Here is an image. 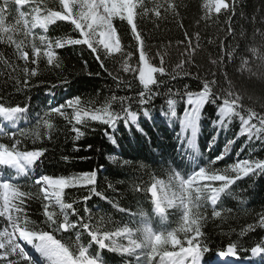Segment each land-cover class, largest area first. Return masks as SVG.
Wrapping results in <instances>:
<instances>
[{
	"label": "trees",
	"instance_id": "16d2710c",
	"mask_svg": "<svg viewBox=\"0 0 264 264\" xmlns=\"http://www.w3.org/2000/svg\"><path fill=\"white\" fill-rule=\"evenodd\" d=\"M49 2L58 7V0ZM144 2L148 8L153 6V0ZM173 2L177 5L175 14L171 11L163 13L162 10L159 19L152 14L137 17L138 28L145 39L150 62L159 67L163 57V66L166 68L163 76L155 74L158 85L151 86L155 95L149 105L140 106L137 103L139 93L143 91L138 72H124L122 69L128 52L133 54L129 60L130 65L137 68L139 52L130 26L118 17L114 19V26L125 55L116 53L104 58L108 71L100 67V63L86 46L66 45L56 50L62 66L53 69L47 65L46 60H41L38 75L30 80V84L35 86L25 88L23 73L19 68L13 71L0 61V102L10 106H29L27 118L21 120L16 128H11L0 118V126L9 132H16L17 129L35 130L46 110L74 96L81 97L82 103L87 102L85 106L88 108H100L109 102L112 96L131 98V108L139 112L138 124L143 131L138 130L136 125L126 127L123 121L114 130L93 121H88L86 126L75 125L74 121L69 123L64 117L53 113L49 118L53 129L44 128L41 122L39 139L31 134L21 138V147L24 150L46 149L29 176L17 177L16 182L25 191L36 194L39 186L34 184V179L42 175L67 177L93 171L97 173L95 187L105 198L92 195L91 199L85 202L83 198L90 195V185L65 191L66 201H75L74 207L84 222L92 227H100L101 232L115 231L124 226L135 230L141 228L143 222L150 223L154 230H172L178 227L182 215L179 203L175 208L168 209L165 219L162 220L154 211L150 193L136 191V186L149 187L154 178L167 182L172 169L188 176L200 167L223 169L244 159L264 161V140L255 136L249 139L247 134H241L242 125L238 117H233L231 123L225 122L226 127L219 123L217 105L222 104V100L217 101V104L209 103L202 110L195 138L196 149L188 143L191 130H183L181 123L186 108L191 107L186 103L185 86L188 90L200 91L205 80L216 82L212 89L221 97L227 95L229 88L235 95H239L242 108L238 110L242 115L247 117L249 109L264 115V60L258 59V56L250 51L252 47L259 48L264 41V37L260 35L264 32V0H236L234 14H225L222 10L219 15L209 13L207 18H202L205 16L203 5L206 0ZM229 27L232 29L231 33L228 31ZM34 31L46 35L52 41L79 36L73 26L65 21L50 25L47 33L39 28ZM185 33L192 38L193 47L199 45L190 62L188 51L185 49ZM196 34H199V41L195 38ZM16 38L22 37L17 34ZM181 41L184 43H179ZM36 43L39 44V41ZM27 50L31 52L30 47ZM0 53H3L4 59L14 64L24 65L15 54L14 47L0 43ZM259 54H264V49H261ZM212 60H217V63L213 64ZM245 60L247 64L244 63ZM181 61H185L183 69L190 75H177L181 70L177 69L176 65ZM28 67L36 68L37 65L29 64ZM109 71L112 75H109ZM17 75L21 80L19 85L15 79ZM113 76L118 79L114 80ZM63 77L71 81L70 85L59 86ZM53 83L58 86L51 88ZM169 98L176 101V117H171L169 113ZM111 106L113 110L120 111L119 100L111 102ZM143 108L149 110V117L143 116ZM66 111L71 116V109ZM252 122L259 126L257 120ZM74 125L84 133L79 139L72 131ZM109 137L115 139V144ZM230 141L232 143L229 145ZM0 142L11 143L7 137H0ZM226 147L229 150L224 154V159L214 165L210 164V161L224 153ZM125 160L129 163L124 164ZM4 172L9 179L15 175L11 169H4ZM213 186H219V182H215ZM170 191L178 196L179 186L172 183ZM193 196L195 197V193ZM27 203L30 218L40 224L44 219L41 215V201L34 197ZM114 203L128 211L120 212L113 206ZM197 203L205 217L202 221V231L205 234L203 240L211 249L204 255L206 261H219V264H223L217 253L226 250L227 245L232 242H237L241 248H251L264 240L262 228H257L245 236L240 235L242 228L255 224L259 214L264 213V174L237 180L221 195L215 206L204 197L199 198ZM214 207L222 212L221 217L212 216ZM85 208L88 211H85ZM69 218L76 221L79 217L70 215ZM55 235L62 242L68 243L74 252H78L81 245L89 247L92 254L99 251L107 264H136V255L127 256L107 249L99 250L98 245L90 244L91 238L79 227L68 233L57 232ZM115 239L118 244L127 246V239ZM240 256L241 262L225 264H264V259L260 257L251 258L250 252L240 251Z\"/></svg>",
	"mask_w": 264,
	"mask_h": 264
},
{
	"label": "snow or ice",
	"instance_id": "6c2138e0",
	"mask_svg": "<svg viewBox=\"0 0 264 264\" xmlns=\"http://www.w3.org/2000/svg\"><path fill=\"white\" fill-rule=\"evenodd\" d=\"M235 3L236 0H206L203 5L205 16L202 18H207L208 14L213 12L219 15L222 10L225 14L229 12L234 14ZM176 9L177 5L173 0H159V2L153 0L151 8L147 7L144 0H58V7L52 6L49 0H0V43L14 47L15 54L24 62V65L18 66L4 59L3 53H0V61L13 71L19 68V71L23 73L25 88L35 86V84H30V80L38 75V65L41 60H46L47 65L53 69L62 66L56 50L66 45L86 46L100 63V67L108 71L104 58L116 53L125 55L121 39L113 24V19L118 17L130 26L139 52V66L133 68L129 64L133 54L128 52L126 53L127 58L123 60L122 69L124 72H138V80L143 86V91L139 93L137 103L140 106L149 105L155 95L151 86L158 85L155 74L159 73L163 76L166 68L163 66V57H161L159 67L150 62L145 39L138 28L137 17L152 14L159 19L162 16V10L163 13L171 11L175 14ZM58 21L69 22L73 30L78 32V38H57L52 41L46 35L37 34L34 31L39 28L47 33L49 26ZM228 31L231 33V27ZM17 34L22 38L17 39ZM260 35L264 37V32ZM195 38L199 41V34H196ZM37 40L39 44L36 43ZM185 40L187 41L185 49L188 51V62H190L192 54L199 45L193 47L192 38L187 33H185ZM29 47L31 52L27 50ZM261 49H264V41L261 42L259 48L252 47L250 51L253 55H257L258 59L264 60V54H259ZM184 63L185 61H181L176 65V68L181 70L177 75H190L183 69ZM212 63L216 64L217 60H212ZM244 63L247 64V61L245 60ZM29 64L37 65V67L29 68ZM109 75H112L110 71ZM15 79L19 85L21 83L19 75ZM113 79L118 78L113 76ZM70 83L67 77H63L59 86L70 85ZM215 83L214 80H205L202 89L196 92L188 90L185 86L186 103L191 107L186 108L181 123L183 130H191L189 145L196 149L195 138L205 105L217 104V101L221 100L222 104L217 106L219 123L222 126L226 127L225 122L231 123L233 117H238L242 125L241 134H247L249 139L255 136L257 139L264 140V115H259L251 109L247 110V117L242 115L238 110L242 108L241 97L235 95L231 88L227 90L226 96L217 95L212 89ZM57 86L56 83L50 85L51 88ZM117 100L121 104L120 111L113 110L111 106V102ZM85 103H82L81 97L74 96L57 106L50 107L40 117L35 130L17 129L16 132H9L0 126V137H7L11 141L10 144L0 142V218L6 222L0 228V264H107L99 251L92 254L89 252V247L81 245L78 252H74L68 243L62 242L55 235L57 232L68 233L78 227L87 232L91 238L90 244L95 243L99 250L107 249L110 252L127 256L136 255V264H219V261L204 259L205 253L211 249L203 240L205 234L202 231V221L205 217L200 212V205L197 201L204 197L210 201L211 205H217L221 195L226 193L237 180L250 175L264 174V161L244 159L223 169L200 167L198 171H193L188 176L183 175L179 170L172 169L167 182L154 178V182L147 188L136 186V191L143 190L150 193L154 211L162 220L165 219L168 209L175 208L179 200L182 215L178 227L172 230H154L150 223L143 222V226L135 230L124 226L115 231L101 232L100 227H92L84 222L83 217L74 207L75 201H66L65 190L90 185L92 186L88 189L90 195L83 198L85 202L91 199L92 195L105 198L103 193L95 187L97 183L95 171L67 177L39 176L34 179V184L39 186L36 194L23 190V187L16 182L17 177L29 176L33 166L40 161L46 151V149L24 150L21 147V138L31 134L39 139L41 122L44 128L53 129V123L49 119L53 113L64 117L69 123L74 121L75 125L86 126L88 121H93L114 130L123 121L126 127L136 125L138 130L143 131L138 124L139 112L132 110L130 97L112 96L110 101L100 108H88ZM167 103L171 117H176V101L169 98ZM67 109L72 110L71 116L66 111ZM28 113V105L10 106L5 102H0V118L11 128H16L21 120L27 118ZM149 115V110L143 108V116L149 117ZM253 120H257L259 126L253 123ZM75 125L72 131L79 139L84 133ZM109 138L115 144V139ZM231 143L232 141L229 145ZM228 150L229 148L226 147L224 153L210 161V164L214 165L217 161L224 159V154ZM123 163L128 164L129 162L125 160ZM141 167L146 166L141 165ZM2 169L14 170L15 175L9 179ZM215 182H219V186H213ZM172 183L179 186L181 190L179 197L170 191ZM34 197L41 201V215L44 219L40 224L31 219L28 212L27 202ZM113 206L117 207L120 212L128 211L115 203ZM85 211L88 209L85 208ZM70 215L79 218L73 221L69 218ZM221 215L222 212L214 207L212 216L219 218ZM257 228L264 229V213L259 214L255 224L242 228L240 235L245 236ZM118 237L127 239V246L118 244L115 239ZM77 240H79V233ZM29 248L34 252H30ZM240 251L250 252L251 258L264 259V240L257 242L251 248H241L237 242H232L227 245L226 250L219 251L217 255L221 258L232 257L240 260L242 258Z\"/></svg>",
	"mask_w": 264,
	"mask_h": 264
},
{
	"label": "rangeland",
	"instance_id": "374dc122",
	"mask_svg": "<svg viewBox=\"0 0 264 264\" xmlns=\"http://www.w3.org/2000/svg\"><path fill=\"white\" fill-rule=\"evenodd\" d=\"M115 19V18H114ZM114 19H113V24H114ZM130 64V63H129ZM132 72H134V71H132ZM131 73V72H130ZM72 111V110H71ZM3 170V172H4V169H2ZM5 174V176L7 177V174L6 173H4ZM205 183H208V182H205ZM180 189V188H179ZM181 191V190H180ZM179 195H180V192H179ZM179 195L177 196V197H179ZM178 202L177 203H179V200H177ZM4 223H6V222H3V218H0V224L2 225V227L4 226ZM30 249V248H29ZM28 249V250H29ZM30 251V250H29ZM31 251L32 252H34V250H32L31 249Z\"/></svg>",
	"mask_w": 264,
	"mask_h": 264
},
{
	"label": "bare ground",
	"instance_id": "6f19581e",
	"mask_svg": "<svg viewBox=\"0 0 264 264\" xmlns=\"http://www.w3.org/2000/svg\"><path fill=\"white\" fill-rule=\"evenodd\" d=\"M231 262V261H230Z\"/></svg>",
	"mask_w": 264,
	"mask_h": 264
},
{
	"label": "water",
	"instance_id": "95a60500",
	"mask_svg": "<svg viewBox=\"0 0 264 264\" xmlns=\"http://www.w3.org/2000/svg\"><path fill=\"white\" fill-rule=\"evenodd\" d=\"M239 261V260H238Z\"/></svg>",
	"mask_w": 264,
	"mask_h": 264
}]
</instances>
